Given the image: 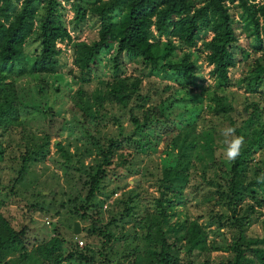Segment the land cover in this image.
<instances>
[{"label":"trees","instance_id":"obj_1","mask_svg":"<svg viewBox=\"0 0 264 264\" xmlns=\"http://www.w3.org/2000/svg\"><path fill=\"white\" fill-rule=\"evenodd\" d=\"M63 2H71L74 11L72 30L80 28L88 13L97 17L99 28L95 39L73 38L63 19ZM227 2L241 10L254 37L250 50L258 53L243 78L244 88L264 95V0H0V162L19 160L17 173L9 178V188H1L0 264H207L210 251L217 248L228 249L231 254L215 264H264V233L248 232L261 213L257 207L264 205V180L258 179L264 178V155L257 158L260 153L264 154L263 106L255 100L248 101L242 116L228 94L214 93L209 104L212 114L218 119L224 117L228 126L245 138L241 155L228 162L216 152L218 147L227 148L225 141L218 140L217 122L199 127L190 119L181 125L171 120L168 129L167 112L176 107L173 102H163L159 107L149 103V95L141 92V77L124 74L126 55L130 60L140 59L148 67V74L162 68L166 75L177 77L180 87L190 88L197 84L192 53L198 50L204 52L212 65V74L230 84L229 69L237 62L236 49L240 52L244 49L238 44L232 7ZM207 32L210 36L203 37L201 46H196L202 33ZM156 34L166 36L164 43ZM32 36L39 40L40 47L29 56L24 47ZM64 40L71 45L73 65L78 70L73 76L79 81L90 80L91 73L105 65H109L112 75L96 99H83L80 91L74 104L90 118H103L105 122L111 119L119 126L118 133L101 140L84 125L97 158L82 180L83 186H87L83 196L79 188L77 195L69 198L74 205L72 212L78 219L88 221L83 229L85 233H81L85 238L83 246L56 224L50 237L31 243L28 224L8 213L5 205L12 199L23 205L21 198L12 196L14 185L22 179L32 160L46 156L48 148L43 147L48 146L50 134L45 132L38 146L25 144L19 154L11 156L5 146L10 144H3L1 137L17 129L23 138L27 136L25 121L36 116L47 117L58 110L57 95L61 87L50 83L44 75L58 70L62 50L57 42ZM174 40L183 49L180 58L173 56L177 46ZM160 59L164 60L160 62ZM25 73H37L40 79L28 95L22 93L15 81V76ZM64 90L70 96V88ZM105 104H117L118 112L111 116L101 114ZM234 112L242 116L239 122ZM163 123L164 131L172 132L168 142L172 152L154 177L153 209L147 208L144 214L135 217L142 225V245L138 236L132 235L137 244L117 254L114 243L128 240L131 233L116 235L115 229L124 228L130 221L134 214L130 204L135 196L118 199L117 207L110 210L106 220L98 222L102 202L95 200L96 193L101 192V182L114 160L118 158L122 164L127 161L122 151L127 146L143 150L147 145L145 135ZM54 144L65 153L60 141ZM198 166L203 169V179L213 186L212 198L222 206L220 211L210 208L208 223L217 221V228L226 226L233 230L231 240L223 246L210 242L207 222L198 217L178 220L173 227L164 224L167 218L176 215L178 205L188 201L186 189L193 168ZM39 194L45 195L42 191ZM27 205L30 209L48 211L36 202ZM90 238L96 241L97 249L91 245Z\"/></svg>","mask_w":264,"mask_h":264},{"label":"rangeland","instance_id":"obj_2","mask_svg":"<svg viewBox=\"0 0 264 264\" xmlns=\"http://www.w3.org/2000/svg\"><path fill=\"white\" fill-rule=\"evenodd\" d=\"M232 8L234 16L235 31L238 38V44L248 52L245 56L244 52L236 49L237 62L234 66L230 67L229 75L231 82L225 84L217 79L211 72L212 65L205 59L204 52L198 50L193 51L192 58L195 64V74L197 76V84L190 88L180 87L177 82V77L174 75L168 76L162 68L153 69L148 74V67L142 63L140 59H128L124 55V74L141 77V92L149 95V103L156 104L158 107L162 106L163 102H173L174 109L167 112L169 116L168 129L171 128V120L179 125L184 124L186 119L196 121L199 127L203 124L217 122L220 142L225 141L226 137L223 135L224 129L228 128V121L223 117L222 119L216 118L212 114L209 104L212 102L215 92H225L232 100L235 108L242 112L244 116L243 107L248 101L255 100L259 102L264 108V95H256L250 93L244 88L243 78L249 72L252 66L254 54L251 52L250 44L254 42V37L250 34L249 26L246 20L241 15L239 7H235L232 2H227ZM65 10L63 12V19L70 29V33L76 40L91 41L97 37L99 28V21L97 17L88 13L87 17L81 21L80 28L72 30V16L74 14L71 2H63ZM210 32L202 33L200 39L197 41L196 46H201L202 38L210 36ZM157 38L164 43L166 36L164 34H156ZM173 56L180 58L183 49L177 40ZM57 45L61 48L60 66L55 73H47L44 78L50 83L58 84L61 91L58 93L57 107L58 110L47 117H33L25 121L28 125L26 128V135L21 137L17 129L8 131L2 135L3 144L8 149V156L19 154L24 145L31 147L38 146L44 140V133L50 134V141L46 156L38 161H31L23 174L20 181L15 183L13 197L21 198L20 205L17 200H10L6 202V211L11 215L17 216L24 221L27 225V235L31 243L41 241L50 237L54 232V224L63 231L66 235L73 237L77 240H82L83 246L85 238L81 235L84 234L83 229L88 226V221L80 220L72 212L73 203L69 198L77 195V191L81 188L83 196L87 186H83L82 180L86 176L87 170L95 163L97 154L91 143V138L85 130V126L89 127L91 133L98 136L101 140H105L110 134L118 133L119 126L113 123L111 119L107 122L100 118V120L86 116L81 109L74 104L79 92H83L82 98L85 97L92 101L96 99V95H101L106 87L105 81L109 79L111 70L109 65H105L98 70L91 73V78L88 81H79L74 74H78V70L73 65L72 61V48L66 40L58 41ZM163 45V44H162ZM39 40L33 36L28 39L25 44V51L30 56L39 50ZM185 48V47H184ZM194 47L190 48L191 50ZM250 52V54H249ZM164 59H160L162 62ZM39 74L25 73L23 75L15 76V81L21 88L22 93L29 94L31 90L36 87L39 81ZM70 88V96H66L65 88ZM32 92V91H31ZM151 95H150V94ZM134 103V101L132 102ZM118 105L105 104L101 108L102 112L108 113L111 116L118 112ZM111 114V115H110ZM237 117V122L241 119L237 113H233ZM99 116V115H98ZM227 117V116H226ZM127 115L122 119L123 126L127 122ZM179 119V120H178ZM182 120V121H181ZM85 125V126H84ZM165 123L154 126L153 130L147 133L144 138V149L127 146L123 151V155L127 158L125 163H120V159H115L113 165L109 167L108 175L103 179L100 185L101 192H97L95 200H100L99 221L104 222L111 209L117 207L116 201L120 198H126L128 195L135 196L131 202L133 212L130 216V221L125 223L124 228L115 229V234L131 233V237L125 241H116V252L121 254L129 247L137 244V240L132 238V235L138 236V242L142 245V237L140 231L142 225L136 222L135 217L142 215L147 208L153 209V194L155 191L154 177L159 173L160 167L165 159L172 152L170 134L172 132H165ZM231 137H227L230 139ZM60 141L65 153L57 149L54 142ZM142 142V138H141ZM225 149L218 147L216 152L221 155L223 159ZM66 156H65V155ZM264 154L260 153L257 158L262 157ZM19 167L15 159H7L0 162V197H2L1 188L10 185L9 178L17 173ZM202 168H193L192 176L189 185L186 189L188 201L184 205H178L176 208V215H172L164 222L166 227H173V224L178 220L186 218L198 217L202 222H207L206 228L209 232L210 242L217 245H225L226 242L231 240L233 230L230 227L223 226L220 229L216 227L217 221H211L210 208L222 210L220 203L212 198L213 186L205 181L202 177ZM218 173L220 169H216ZM209 173V172H208ZM42 191L45 195L39 194ZM8 200V198H5ZM36 202L43 205L48 211L30 209L27 203ZM76 202H79L76 199ZM26 204V205H24ZM261 211L259 217L250 225L248 232L250 234H263L264 233V205L257 207ZM58 210L59 213H55ZM32 216V218H30ZM21 220H19L21 222ZM78 220L80 223V232L73 233L74 221ZM136 231V233H134ZM90 238L91 245L97 249L95 240ZM230 251L224 248L212 249L209 253L208 260L210 263L215 264L219 260H225L230 256Z\"/></svg>","mask_w":264,"mask_h":264},{"label":"clouds","instance_id":"obj_3","mask_svg":"<svg viewBox=\"0 0 264 264\" xmlns=\"http://www.w3.org/2000/svg\"><path fill=\"white\" fill-rule=\"evenodd\" d=\"M223 135L226 137L225 144L227 145L224 157L226 161L233 162L241 155L245 146V138L242 135H237L234 127L224 129ZM227 137L231 138L227 139ZM258 179L264 180V178Z\"/></svg>","mask_w":264,"mask_h":264},{"label":"water","instance_id":"obj_4","mask_svg":"<svg viewBox=\"0 0 264 264\" xmlns=\"http://www.w3.org/2000/svg\"><path fill=\"white\" fill-rule=\"evenodd\" d=\"M72 44H75V41H73ZM79 232H80V223L78 220H75L73 224V233L78 234Z\"/></svg>","mask_w":264,"mask_h":264},{"label":"built area","instance_id":"obj_5","mask_svg":"<svg viewBox=\"0 0 264 264\" xmlns=\"http://www.w3.org/2000/svg\"><path fill=\"white\" fill-rule=\"evenodd\" d=\"M58 43V42H57ZM79 242H80V245L82 244V240H79Z\"/></svg>","mask_w":264,"mask_h":264}]
</instances>
